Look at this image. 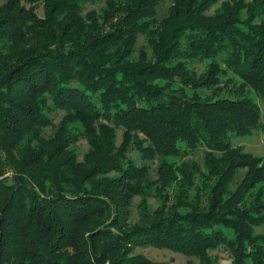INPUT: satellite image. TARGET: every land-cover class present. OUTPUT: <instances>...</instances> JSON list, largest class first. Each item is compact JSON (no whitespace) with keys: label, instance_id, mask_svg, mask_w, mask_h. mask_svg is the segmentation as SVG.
I'll return each mask as SVG.
<instances>
[{"label":"trees","instance_id":"obj_1","mask_svg":"<svg viewBox=\"0 0 264 264\" xmlns=\"http://www.w3.org/2000/svg\"><path fill=\"white\" fill-rule=\"evenodd\" d=\"M164 1L0 5V264H264V157L231 141L264 133V0Z\"/></svg>","mask_w":264,"mask_h":264},{"label":"rangeland","instance_id":"obj_2","mask_svg":"<svg viewBox=\"0 0 264 264\" xmlns=\"http://www.w3.org/2000/svg\"><path fill=\"white\" fill-rule=\"evenodd\" d=\"M235 1H239V0H219L217 3H215L212 7L209 8L207 15L209 16H213L216 13L222 11L223 6H225L226 4H230L233 5L235 3ZM251 0H245V4L250 3ZM6 2V0H0V5L4 4ZM173 0H166L164 1L160 8H159V12H158V18L161 20L163 19L169 11V7L171 6ZM106 7V2L105 1H97L95 3H87L85 5V11L84 14H87L90 11H96L98 13L102 12V9H104ZM38 14L43 17V12L42 10H39ZM239 18L242 21H246L249 17H250V13L248 10L243 9L241 10V12L239 13ZM264 20V17L262 16H257L254 18V24H261ZM145 44H147L146 42V38L144 36H140L139 37V42H138V49L143 47ZM225 67V65H223ZM187 67L191 68L192 70H196L198 72H203L202 70L205 68V65L202 64L201 62H190L188 63ZM227 77H232L235 78V76L230 73L228 76H222L221 78L223 80L227 79ZM237 82L239 83L240 81L237 80ZM204 94V95H203ZM202 95L205 96V94H207V92H204ZM248 95L255 101L257 102L261 109H262V114H263V118H264V98L261 97L257 92H255L254 90H249ZM233 145L235 147H242L243 150L247 153H251L255 156H260V157H264V133L257 131L255 132V134L251 137H245V138H239V137H233L231 139ZM88 146L86 144V142L81 141L79 143V145L77 146V153L80 156V159H82L83 154L87 151ZM131 156L137 160L138 162H142V160H140V156L138 153L136 152H132ZM204 157V150H201L199 152V154L197 156H193L191 157V159H195L198 161H202ZM168 160L170 161V163L173 164H178L179 163V159L178 158H174V157H169ZM262 186V184H261ZM264 186V184H263ZM141 202V199L137 198L136 203L134 205V216L137 217L139 212H138V203ZM148 207L151 211H153L154 209H156L157 207H160L163 204V199H159V198H151L148 200ZM138 253L144 254L145 256H147L149 259L157 262V263H163V264H188L189 258L181 253H176L174 251H171L169 249H157V248H145V249H138L137 251ZM213 257H217L219 260L218 264H232V259L228 256V254L223 251V250H211V253L209 254ZM190 264H200L199 260H191Z\"/></svg>","mask_w":264,"mask_h":264}]
</instances>
